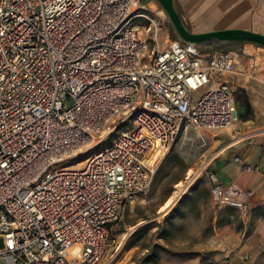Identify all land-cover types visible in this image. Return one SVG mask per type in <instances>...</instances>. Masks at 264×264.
<instances>
[{"label":"built area","instance_id":"1","mask_svg":"<svg viewBox=\"0 0 264 264\" xmlns=\"http://www.w3.org/2000/svg\"><path fill=\"white\" fill-rule=\"evenodd\" d=\"M144 10L139 0H0L2 264H111V228L178 136L238 121L223 78H254L253 56L237 71L230 51L177 40L149 50L158 36L137 23ZM206 180L215 206L248 215L249 192L211 171Z\"/></svg>","mask_w":264,"mask_h":264},{"label":"crops","instance_id":"2","mask_svg":"<svg viewBox=\"0 0 264 264\" xmlns=\"http://www.w3.org/2000/svg\"><path fill=\"white\" fill-rule=\"evenodd\" d=\"M174 1L184 25L193 33L242 29L264 35V0ZM232 45L243 46L230 51L239 58L237 71L243 69V54L250 55L247 47L254 50L251 70L248 68L254 78H223L243 110L233 132L222 133L216 139V144L223 146L208 167L222 184L236 183L250 193V212L242 218L236 210L229 216L223 209L215 208L209 183L205 182L202 189H193L169 208L159 210V219L166 218L160 223L161 236L146 248L130 243L128 264H213L226 255L230 264H264V55L262 48L254 45ZM242 165L258 171L245 172ZM136 260L139 262L134 263Z\"/></svg>","mask_w":264,"mask_h":264},{"label":"rangeland","instance_id":"3","mask_svg":"<svg viewBox=\"0 0 264 264\" xmlns=\"http://www.w3.org/2000/svg\"><path fill=\"white\" fill-rule=\"evenodd\" d=\"M142 0H139L141 3ZM141 3L145 8L144 13L147 19L138 20L137 23L143 27L142 32L147 34L148 27L157 29V41H148L149 50H162L170 41L177 40V37L171 27V24L154 0H143ZM152 21V23L149 22ZM174 35V36H173ZM150 36V34H149ZM242 45H230L218 50L233 51L235 48H241ZM249 54H254L253 49L247 47ZM264 55V49H260ZM205 88L193 93L194 99H199ZM128 125L123 126L116 132L123 129H129ZM233 127L221 132H201L188 128L178 136L171 146L163 161L159 164L152 183L145 195L139 197L134 203L128 205L121 219L111 228V233L116 239V248L119 247V253L111 264H128L130 257L127 254L129 244L137 242L141 248L152 246L154 241L161 236L163 230L160 229V223L166 218L159 219L158 215L161 207L170 200L168 208L176 201L181 200L193 189L200 190L206 180V173L209 172L208 163L213 158L215 152L221 147L216 144V139L222 133H232ZM113 139V136L107 137L102 144L97 145L94 151L107 147ZM81 156L76 161L83 160ZM190 172V175H187ZM180 183L179 186H177ZM204 195V193H202ZM214 205V204H213ZM223 209L229 216L236 211L231 208L217 207ZM164 211V210H163ZM162 212V211H161ZM170 218H167L168 221ZM169 225V221L168 224ZM0 240V249H2ZM139 262L136 260L134 263ZM2 264V262H0Z\"/></svg>","mask_w":264,"mask_h":264},{"label":"water","instance_id":"4","mask_svg":"<svg viewBox=\"0 0 264 264\" xmlns=\"http://www.w3.org/2000/svg\"><path fill=\"white\" fill-rule=\"evenodd\" d=\"M168 18L177 39L184 45L202 50H215L232 44H249L264 49V35L242 29L193 33L184 25L174 0H154ZM237 113L243 108L236 104Z\"/></svg>","mask_w":264,"mask_h":264},{"label":"bare ground","instance_id":"5","mask_svg":"<svg viewBox=\"0 0 264 264\" xmlns=\"http://www.w3.org/2000/svg\"><path fill=\"white\" fill-rule=\"evenodd\" d=\"M187 175H190V172ZM179 185H180V183L177 186H179ZM169 204H170V200L167 201L163 207H161L160 211L165 210L169 206Z\"/></svg>","mask_w":264,"mask_h":264},{"label":"trees","instance_id":"6","mask_svg":"<svg viewBox=\"0 0 264 264\" xmlns=\"http://www.w3.org/2000/svg\"><path fill=\"white\" fill-rule=\"evenodd\" d=\"M143 2H144V1L142 0L141 3H143ZM173 36H174V35H173ZM220 48H222V47H218V48H216L215 50H218V49H220ZM199 50H200V51H203L202 49H199ZM206 51L208 52V51H212V50H206Z\"/></svg>","mask_w":264,"mask_h":264}]
</instances>
